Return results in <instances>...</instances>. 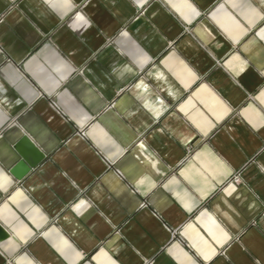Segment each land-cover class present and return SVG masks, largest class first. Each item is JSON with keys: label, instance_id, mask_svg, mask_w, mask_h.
<instances>
[{"label": "crops", "instance_id": "0c3cea01", "mask_svg": "<svg viewBox=\"0 0 264 264\" xmlns=\"http://www.w3.org/2000/svg\"><path fill=\"white\" fill-rule=\"evenodd\" d=\"M0 224V264H264V0H0Z\"/></svg>", "mask_w": 264, "mask_h": 264}, {"label": "water", "instance_id": "95a60500", "mask_svg": "<svg viewBox=\"0 0 264 264\" xmlns=\"http://www.w3.org/2000/svg\"><path fill=\"white\" fill-rule=\"evenodd\" d=\"M15 150L19 156V160L10 168V173L18 180L25 177L31 169L35 168L45 157L25 135L17 141ZM8 237V232L0 224V241Z\"/></svg>", "mask_w": 264, "mask_h": 264}, {"label": "built area", "instance_id": "2783aa9c", "mask_svg": "<svg viewBox=\"0 0 264 264\" xmlns=\"http://www.w3.org/2000/svg\"><path fill=\"white\" fill-rule=\"evenodd\" d=\"M81 135H83L82 132H81ZM233 180H234L235 182H238V181H239L238 176H234ZM173 233H174V232H173Z\"/></svg>", "mask_w": 264, "mask_h": 264}]
</instances>
